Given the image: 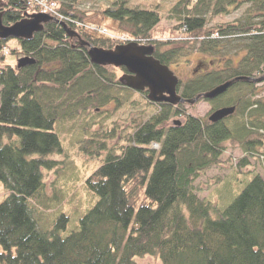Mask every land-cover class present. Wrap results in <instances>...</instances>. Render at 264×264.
<instances>
[{"label":"trees","instance_id":"trees-1","mask_svg":"<svg viewBox=\"0 0 264 264\" xmlns=\"http://www.w3.org/2000/svg\"><path fill=\"white\" fill-rule=\"evenodd\" d=\"M240 1L178 0L166 9L137 0H2L5 26L56 4L51 15L76 35L51 21L31 40L0 39V182L7 191L0 264H138L145 257L161 264H264V178L251 163L264 170L259 83L235 82L203 100L214 111L235 108L212 123L189 114L187 103L152 102L148 90L137 92L117 77L125 69L97 66L89 57L90 46L119 44L92 31L109 19L152 47L163 65L194 52L221 61L213 68L202 61L209 71L180 80L185 101L238 78H262L264 0H245L249 8L239 18L214 23ZM164 15L187 40L155 35ZM11 54L34 63L18 68L7 62ZM122 108L154 113L139 124L114 122ZM228 143L244 156L231 160L230 175L216 183L222 193L241 191L220 204L201 198L196 183L220 165Z\"/></svg>","mask_w":264,"mask_h":264},{"label":"water","instance_id":"water-1","mask_svg":"<svg viewBox=\"0 0 264 264\" xmlns=\"http://www.w3.org/2000/svg\"><path fill=\"white\" fill-rule=\"evenodd\" d=\"M2 8V0H0V9ZM56 21L48 15L35 14L26 19L12 25L5 26L3 23V13L0 11V39L9 40H31L35 34L42 32L46 24ZM58 22V21H56ZM61 23V22H58ZM68 32L70 37L76 35L75 32L67 28L61 23ZM82 45H85L82 43ZM153 48L139 46L136 43L121 45L113 50H104L90 46L89 57L93 64L101 67H114L117 69H125L127 74L121 79L129 88L144 92L149 91V99L155 103L167 102L173 105L188 103L194 105L200 100H214L225 94L229 88L239 81H253L261 83L264 77L258 79L238 78L234 81L227 82L218 86L211 92L202 94L194 100H187L178 96L179 78L166 65L153 57ZM30 58L19 60L18 68L33 64ZM235 113V108H223L214 112L209 121L217 123ZM179 124V122H177Z\"/></svg>","mask_w":264,"mask_h":264},{"label":"rangeland","instance_id":"rangeland-1","mask_svg":"<svg viewBox=\"0 0 264 264\" xmlns=\"http://www.w3.org/2000/svg\"><path fill=\"white\" fill-rule=\"evenodd\" d=\"M144 2L147 5L151 4H162V6H167L166 9H168L173 3H176L178 0H137ZM240 1V0H239ZM249 8L248 3L245 0H241L240 2H237L233 5L232 11L227 16H222L214 21V23H232L235 19L239 18L241 14ZM165 12L166 10H162ZM50 16V15H49ZM167 15L163 16L162 22L155 30V35L157 37L163 38V40H175V41H184L187 40V36L185 34H181L180 32L175 31L176 21L169 20L166 18ZM101 26L106 29L105 32L102 33L104 36H116L115 38H122V36H126L122 34V31L119 29V26L114 23L113 21L106 19L102 21ZM14 42V41H13ZM11 42L10 45L12 48H16V42ZM194 41H191L190 44L193 45ZM179 47H183V45H175ZM168 47H165L167 49ZM187 48V46H185ZM184 48V49H185ZM187 50V49H186ZM215 58L204 53L194 52L189 53L188 56L181 58L180 62L175 63L174 65L169 66V68L174 72V74L181 80V81H187L197 74L199 75L202 70H205V72L209 71L208 68H204V66L201 64L203 62H209L210 67L213 68V66L221 65V61L217 64L215 61ZM239 58L235 59V61H238ZM18 56L16 54H11L7 58V62L9 64L15 65L17 64ZM196 71V72H195ZM124 72L122 70H117V77H123ZM257 90L261 92V96L264 97V82L259 83L256 86ZM187 110H189V114H192L196 117L202 118L206 121L209 120V117L213 114V105L211 102L207 101H199L194 106L187 105L185 107ZM143 110L140 111V115L137 112H133L128 109H120L117 110L114 114L113 120L114 122H122L126 123L125 120L133 119L135 120L136 124H139L143 120H146L148 117H150L154 112L150 110H146L144 113H141ZM179 121L181 119H178ZM111 124V123H110ZM228 151L221 157V163L219 166L213 167L207 175H205L203 178H201L198 183H196V188L200 189L197 190L198 195L201 198H208L213 199L217 201L220 204H223L226 200H228V203L232 202V200L239 195V192L241 191V188H238L237 190H228L225 193L220 192V186L216 183V178H224L226 179L228 175H230L231 172V164L233 159H235L234 163H237L239 158L243 157V153L241 150L237 148H231V145L228 143ZM252 167H256L258 173L264 178V170L260 167L259 163L252 161ZM256 165V166H255ZM54 179V173L47 176V183H48V193L51 196L52 194V188L50 187L51 181ZM210 184H212L210 187ZM7 195V191L3 184L0 182V204L5 199ZM138 264H161V262L155 258L152 257H145L142 259L137 260Z\"/></svg>","mask_w":264,"mask_h":264},{"label":"built area","instance_id":"built-area-1","mask_svg":"<svg viewBox=\"0 0 264 264\" xmlns=\"http://www.w3.org/2000/svg\"><path fill=\"white\" fill-rule=\"evenodd\" d=\"M54 11H55V4L46 5L43 8V13H50V12H54ZM104 32H105L104 30L100 31L101 34L104 33ZM122 39L124 40L125 38H122Z\"/></svg>","mask_w":264,"mask_h":264},{"label":"flooded vegetation","instance_id":"flooded-vegetation-1","mask_svg":"<svg viewBox=\"0 0 264 264\" xmlns=\"http://www.w3.org/2000/svg\"><path fill=\"white\" fill-rule=\"evenodd\" d=\"M196 72V71H195Z\"/></svg>","mask_w":264,"mask_h":264}]
</instances>
